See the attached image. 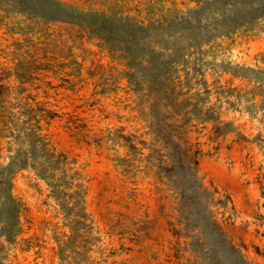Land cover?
<instances>
[{
  "label": "rangeland",
  "instance_id": "374dc122",
  "mask_svg": "<svg viewBox=\"0 0 264 264\" xmlns=\"http://www.w3.org/2000/svg\"><path fill=\"white\" fill-rule=\"evenodd\" d=\"M0 264H264V0H0Z\"/></svg>",
  "mask_w": 264,
  "mask_h": 264
}]
</instances>
